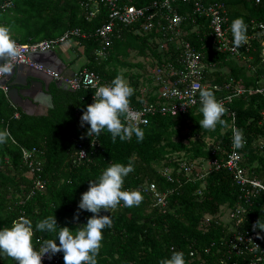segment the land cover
Listing matches in <instances>:
<instances>
[{
	"label": "trees",
	"instance_id": "obj_1",
	"mask_svg": "<svg viewBox=\"0 0 264 264\" xmlns=\"http://www.w3.org/2000/svg\"><path fill=\"white\" fill-rule=\"evenodd\" d=\"M150 1L130 0L134 6ZM219 1L225 10L230 34L234 19L242 18L247 25V43L239 48L243 60L214 50L207 38L206 21L190 16L189 3H176L177 12L189 16L183 22L187 32L185 40L203 55L202 62L207 65L205 81L222 86L231 80L232 85L264 92V57L261 56L264 30L250 24L252 20L264 25V1L260 4L248 0ZM82 5V0H0V26L8 27L11 38L20 44L55 39L74 28L92 33L105 21V11L100 5V12L94 18L86 19ZM156 36L154 30L139 35L132 34L130 27H116L110 45L103 49L99 40L92 37L69 40L76 44L75 47H82L85 57L82 69L94 73L107 85L117 75H122L134 90L129 98L130 106L138 108L142 103L155 101V86L147 69L155 63L173 62L167 52L156 50V43L151 42ZM232 40L230 36L231 45ZM123 46L146 60L141 63L146 70L137 63L133 66L140 67V73L119 71L133 67L122 58L125 50L120 49ZM100 50L102 56L97 54ZM47 91L52 107L45 115L28 116L13 107L0 89V131L7 129L10 133L7 142L0 144V230L11 228L13 222L23 216L32 221L35 251L46 239H55L58 245L59 228L57 233L40 232L36 231V223L53 215L58 227H67L75 234L93 215L78 210L89 181H97L112 164L127 166L132 162L135 170L124 178L121 190L139 191L143 196L142 203L129 208L123 207L121 202L116 209L101 210L99 215H110L113 225L102 230L97 264H159L176 251L183 252L185 264H246L247 255L228 253L226 240L232 224L227 218L226 222L221 218L239 203L244 214L238 230L249 229L258 219L264 222V194L258 192L244 203L226 170L210 169L202 178H195L193 174L184 177L179 165L197 160L201 164L211 158L206 140L226 151L231 126H234L243 131L246 141L244 147L238 149L241 167L248 178L264 185V119L259 115L264 108V99L260 94H243L224 102L227 111L221 118L225 125L217 124L214 131L200 128L199 121L203 116L198 104L176 117L158 114L149 117L146 124L139 125L144 131L142 142H137L133 135L125 141L117 137L113 143L106 129L98 136L88 137L86 132L90 125L80 126L81 115L94 102L90 98L91 89L65 91L51 83ZM230 93L221 88L214 95L216 99H223ZM230 112L233 113L232 122ZM92 139H95L96 147H90ZM78 146L84 149L86 157L72 164L70 157ZM32 148L36 155L33 163L39 162L38 176L44 181V187L28 195L31 179L22 161L21 149ZM214 156L219 161L223 158L219 152ZM164 170L168 171L170 182L165 180ZM147 183H153L158 192L167 190L163 211L153 206L151 195L142 191ZM77 211L78 218L74 219ZM205 218L208 221L205 222ZM261 233L264 237V231ZM260 244L264 247V239ZM55 255L60 258L57 264H64L63 253ZM0 264L16 262L0 256Z\"/></svg>",
	"mask_w": 264,
	"mask_h": 264
},
{
	"label": "built area",
	"instance_id": "obj_2",
	"mask_svg": "<svg viewBox=\"0 0 264 264\" xmlns=\"http://www.w3.org/2000/svg\"><path fill=\"white\" fill-rule=\"evenodd\" d=\"M253 4H260L264 0H248ZM189 3L190 16L206 21L208 28L207 38L216 51L226 52L235 59H244V55L240 53L239 49H234L230 44V34L226 26L227 18L222 3L217 0L215 2H207V0H152L140 6H134L130 0H82V10L86 19H92L100 12V5L105 11V21L97 27L92 33H83L79 29L74 28L66 30L58 38L46 39L32 43L20 44L16 42L19 49L20 56L15 63L30 64L27 56L28 54L46 52L52 49L56 44L65 42L72 38H94L98 39L102 49L110 45V39L114 34L116 27L134 28L138 34L157 32V36L151 39V42L156 43V50L158 52H167L168 57H173V62H162L154 64L147 71L152 78V84L155 86L153 96L154 102L142 103L138 108L130 106L136 119L131 121L133 125H144V121L148 118L158 114L160 116L176 117L187 113L199 104V93L196 91L195 96L193 90L200 88L210 89L213 92L219 91L223 88L225 91L231 92L223 99H216L223 104L229 102L234 96L243 94L257 93L264 99V92L262 89H243L240 86L232 85V81L222 86L218 84H210L205 81V70L207 65L202 62L203 55L195 50L188 41L185 40L187 34L183 29V22L189 17L187 14L182 15L177 12L176 3ZM193 21V19H192ZM252 27L264 30V25L255 24L250 21ZM252 38V37H250ZM248 39V38H247ZM264 41L262 42V45ZM245 46V44L243 45ZM246 51V50H245ZM103 51L97 52L98 56H102ZM37 69L40 67L35 66ZM211 67V66H210ZM44 72L53 79L61 80L72 91L78 89H91V99L93 100L94 92L97 86H108L97 75L86 69H80L73 73L72 77L64 78L54 72L44 70ZM5 91V88L2 87ZM196 102L193 103L192 101ZM259 115L264 119V108ZM17 117L16 114H14ZM231 122L233 121V113L230 112ZM123 122L127 123L123 117ZM233 128L231 126L230 144L228 149L219 150L218 147L213 146L211 140L207 141V147L210 151L211 158H208L204 163L199 164L200 160L189 163L188 165H179V170L182 169L184 177L193 176L195 178H202L205 172L218 169H224L231 176V180L235 186L238 187L240 196L239 199L247 203L256 193L262 192L264 194V185L259 181L248 178L243 167L240 165L241 154L238 149H235L232 144ZM95 139H92L90 147H96ZM219 152L223 158L219 161L215 158V154ZM22 161L28 168V177L31 179V188L28 195L34 191H41L44 187V181L38 176L40 172L39 162L33 163L36 159L35 150L21 149ZM86 157L84 149L77 147L71 154V163L76 164ZM178 171V169H177ZM165 172V180L170 182L171 177L168 171ZM147 195H151L153 199V206L161 208L163 211L165 207V197L167 190L158 192L153 183H147L142 189ZM244 208L239 203L236 204L233 210L227 211V221L231 222L229 226V237L226 240V247L229 254L235 256L247 255L246 264H264V247L261 246V239L257 238V234L262 237L260 229L253 231L252 223L249 229L240 228ZM19 219V218H18ZM208 218H205V222ZM204 222V223H205ZM38 242V239L36 240ZM43 244L37 246V252L42 251ZM59 256L54 255L51 259L47 254L42 256L41 264H57ZM231 264H235L234 262Z\"/></svg>",
	"mask_w": 264,
	"mask_h": 264
},
{
	"label": "clouds",
	"instance_id": "obj_3",
	"mask_svg": "<svg viewBox=\"0 0 264 264\" xmlns=\"http://www.w3.org/2000/svg\"><path fill=\"white\" fill-rule=\"evenodd\" d=\"M230 31L234 49L238 50L247 43V25L242 18L232 21ZM19 56L20 52L10 36V29L0 26V60L3 61L0 63V79H5L13 73ZM196 91L199 93V111L203 116L199 121L200 128L214 131L217 124L225 125L221 117L227 110L216 100L214 92L200 88L193 90L194 96ZM133 93L134 90L125 82L122 75H117L108 86H97L93 96L94 102L87 106L80 117L81 127L85 123L90 125L86 135L98 136L106 129L111 134L113 143L117 137L125 141L130 140L133 135L137 142H142L144 131L138 125L131 123L136 119L129 100ZM122 116L128 121L127 123L122 122ZM232 131L233 147L235 149L244 147L246 141L243 131L236 128ZM9 136L7 129L0 131V144L6 143ZM134 170L132 162L127 166L115 163L107 167L97 181H89L88 190L81 195L78 210H86L93 215L87 219L86 224L75 231V234L67 227H58L53 215L38 221L35 225L36 231L57 233L59 228L56 236L59 240L58 245L55 239H46L43 241L42 251H35L32 243V221L21 216L13 222L11 228L0 230V256L11 258L16 264H41L44 254L51 259L56 253H63L64 264H97L96 256L103 240L102 230L113 225L110 215H99L101 210L108 212L109 209H116L121 202L123 207L129 208L142 203L143 196L139 191L121 190L124 178ZM78 215L79 211L74 215V219H77ZM252 228L253 231L257 228L264 231V222L258 219ZM257 238L264 239L259 234ZM159 264H185L184 254L179 251L173 252L169 258L162 259Z\"/></svg>",
	"mask_w": 264,
	"mask_h": 264
},
{
	"label": "water",
	"instance_id": "obj_4",
	"mask_svg": "<svg viewBox=\"0 0 264 264\" xmlns=\"http://www.w3.org/2000/svg\"><path fill=\"white\" fill-rule=\"evenodd\" d=\"M27 58L30 64L16 63L13 73L5 79H0V86L7 89L5 96L13 107L28 116H42L46 114L47 109L52 107L50 95L47 93L49 83L60 90H72L61 80H52L35 67L51 70L49 67L52 66L56 74L64 76L62 75V64L52 50L28 54ZM0 63L3 61L0 60ZM40 74L43 77L38 76ZM72 75L73 73L70 72L69 78ZM41 104L45 106L44 111H40Z\"/></svg>",
	"mask_w": 264,
	"mask_h": 264
},
{
	"label": "crops",
	"instance_id": "obj_5",
	"mask_svg": "<svg viewBox=\"0 0 264 264\" xmlns=\"http://www.w3.org/2000/svg\"><path fill=\"white\" fill-rule=\"evenodd\" d=\"M68 42L69 44H66ZM75 45L76 44L72 40H67L65 42L56 45L53 48V52L55 53L57 59L62 64V72H63L62 75H64L62 77L64 78H69L70 72L74 73L77 70L82 69V66L85 63V57L82 54V47H75ZM49 68H51V70L53 69L52 66H50ZM38 76L43 77L41 74ZM49 84L47 85V87L49 86ZM40 106H41L40 111H44L43 108L45 106H43L42 104Z\"/></svg>",
	"mask_w": 264,
	"mask_h": 264
},
{
	"label": "rangeland",
	"instance_id": "obj_6",
	"mask_svg": "<svg viewBox=\"0 0 264 264\" xmlns=\"http://www.w3.org/2000/svg\"><path fill=\"white\" fill-rule=\"evenodd\" d=\"M131 31H132V34H138L137 32H135V29L134 28H131ZM140 35V34H139ZM66 44H69L66 43ZM121 51L125 50V53L122 54V58L124 59L125 58V62H127V64H130V65H136L137 63H139L145 70H146V66L144 64H141V63H144L146 60H144L143 58H140L138 57L136 54H135V51H133L131 48H127L125 46L121 47L120 49ZM264 53V52H263ZM261 56H262V52H261ZM264 56V55H263ZM144 60V61H143ZM149 60V59H147ZM127 71V72H132V73H140L142 70L140 69V67H136V66H133L131 69L129 68H120L119 71L122 72V71ZM185 142V141H184ZM226 216H227V213H224L223 217L221 218L223 221L226 220ZM226 222V221H225Z\"/></svg>",
	"mask_w": 264,
	"mask_h": 264
},
{
	"label": "bare ground",
	"instance_id": "obj_7",
	"mask_svg": "<svg viewBox=\"0 0 264 264\" xmlns=\"http://www.w3.org/2000/svg\"><path fill=\"white\" fill-rule=\"evenodd\" d=\"M225 16H226V15H225ZM40 41H41V40H40ZM36 42H37V41H36ZM58 44H60V43H58ZM58 44H56V45H58ZM56 45H55V46H56ZM55 46H54V47H55ZM54 47H53V48H54ZM53 48H52V49H49V50H52V51H53ZM49 50H47V51H49ZM263 52H264V50H263ZM262 55H264V53H263ZM263 57H264V56H263ZM239 60H241V59H239ZM37 67H39V66H37ZM38 70H40V71H42V72H44V70H48V71L54 72L53 70L43 69V68H41V67H40V69H38ZM44 73H45V72H44ZM54 73H55V72H54ZM45 74H46V73H45ZM46 75H47V74H46ZM48 76H49V75H48ZM49 77H51V76H49ZM51 78H52V77H51ZM52 80H57V79H53V78H52ZM2 87L5 88L4 86H0V89H1V90H2ZM2 91H3V90H2ZM6 91H7V89L5 88V91H3L4 94L6 93Z\"/></svg>",
	"mask_w": 264,
	"mask_h": 264
}]
</instances>
